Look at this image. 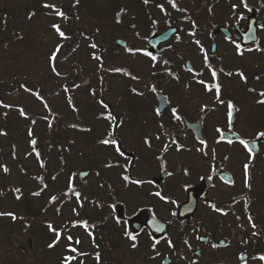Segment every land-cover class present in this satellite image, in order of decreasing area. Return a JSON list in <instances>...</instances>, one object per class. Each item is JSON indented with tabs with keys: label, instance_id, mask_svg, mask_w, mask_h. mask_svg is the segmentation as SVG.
Segmentation results:
<instances>
[{
	"label": "rangeland",
	"instance_id": "374dc122",
	"mask_svg": "<svg viewBox=\"0 0 264 264\" xmlns=\"http://www.w3.org/2000/svg\"><path fill=\"white\" fill-rule=\"evenodd\" d=\"M33 1L0 0V32L4 29L6 33V38L1 40V43H5L6 47L2 45L0 47V88L6 89V91L9 90L11 87L9 82L11 80H19L20 82L33 81L40 84L41 88H51L53 86L51 84H54L59 79V75H56L52 71V62L49 58L55 51L57 45H62L55 60L56 71L59 73H65L69 71L67 70L69 68L82 69L84 75L89 77L95 75L97 77L100 60L94 59L93 54L102 58L100 75L106 78V84L108 86L105 97L110 104L115 105L113 108L115 115H112L116 119L112 121L104 119L109 111L98 102L95 95L88 93V82L90 80L88 78L76 90L75 98L79 102L77 105L67 103L61 97H56L46 107L41 105L30 93L11 94L8 96L9 102L15 103L14 106L23 108L27 114L26 116H21L20 108L12 107L8 112L6 107L0 103V133H6L0 134V160L9 169V172L5 173L3 168L0 167V212H12L17 217V219L13 220L10 216H0V264H63V258L67 255L77 256V259L72 261V264H81V262L82 264H95V254L101 251V249H103L101 252L103 257H109V260H114L115 263L111 264H161V260L166 256L168 251V241L163 240L164 242L161 244V247L157 248L156 251H160L162 248L164 254L156 259L151 253L153 252V243L145 240L147 235L146 231L138 236L142 240V247H144L135 250L132 247L130 249L131 239L125 238L124 240L121 237L122 240H120L116 233H111V238L108 237L109 246L107 244L97 245L94 244L91 233H85L80 229L71 230L67 234H64L54 247L49 248L48 245L56 239L55 233H49L47 231L49 228L47 230L40 228L39 231L37 229L32 230L36 225H41V222L43 224L46 222L47 225L50 223L58 230L56 226L63 227L68 221L74 219L75 214L73 209L75 208L73 201L69 205L63 206L62 215L58 218L54 215L56 213L55 207L46 210V212L40 211L42 208L40 204L47 202L48 198L50 199V195H56L59 188L68 187L69 178L74 172L82 169H91V165L96 161L104 168H108L106 165L109 164L115 166L122 163L121 159L124 156L122 155L120 158L114 145L100 143L103 139L109 138L110 134L113 133V129L114 138L122 145H127L129 149H133L134 151L135 147H137L135 144H138L140 134L147 132V134L150 133L151 135L155 130L154 134L161 135L160 132H156L160 124L157 116H155L156 111L153 107L155 104L153 101L154 94L150 91H147L145 95L132 93V90L128 88L130 86L128 82L132 81L131 78L127 77L129 75L125 72L119 73L113 71L116 68L124 69L127 73L140 77V84L156 73L153 69L152 71L149 70L150 57L142 54L132 55L124 49L116 50L115 38L124 37L130 40L134 47L140 45L136 37L131 35L130 37H125V32L127 33L129 29L126 26H120L115 20H94L90 15L93 11L89 9L87 11L85 10V13L80 14L81 20L79 22L85 26L88 25L92 30L99 29L96 38L103 45L95 50L91 47L93 42L82 41L78 51L66 59L68 40L59 38L57 33L51 28L53 23L59 24L63 28L64 20L59 19L54 14L48 15L47 13L51 11L50 9L43 8L41 12L37 9H40L39 3L33 4ZM95 1V3L93 1L90 9L93 10L94 6L96 7L98 5L94 9L95 13H99L98 17L106 16L105 6H102L103 3L101 0ZM128 2L129 0L123 1L124 4ZM83 4V0H79V5L83 6ZM28 8H31V11L35 10V15H31L32 12L28 11ZM6 12H8L7 20L2 18ZM92 15L95 16L96 14ZM157 21L164 22L165 20ZM122 22L124 25L130 24L128 26L135 32H140L136 25L137 23L141 24L140 29H144L143 20H122ZM68 54H71L70 49L68 50ZM189 54L190 58L193 59V48ZM194 60L195 62L198 61L196 59ZM174 61V65L181 68V59L175 58ZM175 66L173 67L175 68ZM161 69V65L157 67L158 71ZM182 75H184V79H192L194 74H184L182 71ZM74 76L75 71L71 74L69 72L65 77L63 76V79H74ZM160 85L166 86L165 90L171 96L173 105L179 104V99L177 100L178 91H184V88L187 86L185 83L182 84L180 79H176V77L173 79V82L170 83V80L165 79L160 82ZM31 89H33L35 95L38 93L36 86H33ZM3 93L6 92L0 90V94ZM192 94L187 95L193 96ZM84 105H89L90 108H95L96 110H80ZM104 110L106 113L101 112ZM43 115H47V120ZM136 115L138 118L135 120ZM121 119L123 121L121 127L123 128H121V131L116 132V125L120 123H118V120ZM33 120L35 123H32ZM6 122L8 124L11 122V124L6 125ZM50 123L51 126H49ZM72 125H77L78 127H72ZM54 126L61 134V143H64V145H58L55 140L51 143L56 145L57 150H48L47 146L42 147V151H46L43 154L47 155V181L51 180L50 174L59 170L58 167L61 160L58 153L63 149L66 151L64 153L65 168L61 169L63 177L60 182L57 181L59 186L56 188L54 184L50 183L45 189L43 188L45 182L43 180H39L38 182L36 179L42 173V167L39 163L41 159L37 158L33 152L30 140L33 137L36 139L39 138L40 141L35 146L39 148L44 144L43 139L46 137L48 139L50 136L48 132H54ZM29 129L33 133L31 137L27 134ZM52 140H54V137H52ZM157 144L162 145L165 143L161 141ZM142 150L145 154H150V152L144 151L143 148L140 151L142 152ZM28 153H32V155H28ZM151 154L154 156L152 150ZM105 155L107 158L104 157ZM170 159H173L174 166L179 163L176 157ZM143 160L141 159L134 169V173H139V178H147L156 174L157 167L153 166V163H149V160ZM199 165L200 162L197 163L196 161L192 165L195 170L194 176H197L201 172L197 167ZM174 166L173 169H175ZM121 169V167H118L117 169L109 170L111 180L120 189L125 186L119 175ZM89 178L87 182L92 186H86L87 188L83 192L85 194L91 190L97 191L100 188L97 174L90 173ZM183 178L184 174L179 173L178 177L173 176L168 181L170 184L177 183L180 180L186 183L187 180ZM74 182L76 184L80 183L78 179H74ZM10 185L21 189L22 196L26 197L25 200L31 212H28L26 208L19 205L18 199L13 194L14 188L10 189ZM151 185L145 186L146 190H150L146 191L148 194L139 192L133 184L129 187L131 190L122 189L119 192V197L126 201L128 205V214L134 213V210L139 206H148L158 218H170L169 208L174 207L173 202L167 203L165 200L159 199V197L150 195L151 189L154 188ZM88 187L90 188L88 189ZM167 187H173V192L177 191V194L179 193L176 185H167ZM42 188L43 191L39 196L33 195L34 192H41L40 189ZM179 197L182 198L181 195ZM86 209L87 212L91 210L88 207ZM32 216L35 217L36 222L31 223L33 227L29 228V231L25 232L27 235H25L22 232L23 226H25V221L31 220ZM116 223L114 221V224L117 226L118 223ZM67 235L73 237V242H69L64 238ZM77 239L80 241L78 245L75 243ZM69 243L78 249L77 253H71L67 250L66 246ZM22 246L26 247V250H23ZM80 253H87V258L85 255H79ZM173 264H180V261ZM202 264H208V262L203 261Z\"/></svg>",
	"mask_w": 264,
	"mask_h": 264
},
{
	"label": "flooded vegetation",
	"instance_id": "af4514ba",
	"mask_svg": "<svg viewBox=\"0 0 264 264\" xmlns=\"http://www.w3.org/2000/svg\"><path fill=\"white\" fill-rule=\"evenodd\" d=\"M41 1L34 0L33 4ZM69 1L73 11L67 15L71 20H80L77 19L79 12L88 9L93 11L90 15L94 20H143L144 29H140L141 24H136L140 30L136 34L139 39L156 32L163 33L173 25L181 28L179 33L159 45L168 54L185 57L184 63L193 48L194 58L191 59V71H188L198 80L185 81L184 91H178L179 104L176 106L179 107L175 115L155 114L160 124L156 132L164 131L174 122L182 123L179 124L182 127L181 136L166 138L161 134L159 139L154 137L155 144L161 141L165 144L153 147L159 152L155 154L153 165L157 167L156 176L164 174L165 181L174 175L173 159L170 158L176 157L181 166L187 165L182 166L186 187H179L176 183L182 198L177 191L164 186L163 193L167 197L178 196L177 200L184 201L188 187L200 183L204 177L211 180V186L199 197L195 215L177 224L176 231L180 230L184 241L173 243L169 251L177 255L176 261L180 264H202L203 261L208 264H264V260L259 259L264 255V138L257 137L258 132H264V104L257 102L264 99L259 95L264 92V0H247L248 8L243 7L241 0H176L179 8L185 11L172 8L168 0H149L148 4L143 0H129L126 4L124 0H101L106 10V16L102 17L94 11L98 5L90 9L95 0H83L80 11L74 0ZM160 4L164 5L167 15L157 7ZM233 5L239 7L233 8ZM121 9L124 12L117 18ZM157 20L173 21L169 25ZM192 21H195V28ZM187 30L190 32L186 33ZM183 31L185 36L177 39ZM193 31L194 36L190 34ZM196 40L200 41L199 45ZM205 55L211 67L218 71L221 99L232 100L239 110L234 113L232 124L228 123L226 104L217 102L215 90L207 92L205 85L198 83L200 80L209 84L213 82L205 64ZM221 68L223 72H219ZM238 71L244 73L246 82L236 74ZM228 72L233 75L229 77L226 75ZM191 93L193 96L187 95ZM205 104L208 108L202 112L201 107ZM217 129L221 131L218 133ZM197 132L204 136L202 140L197 138ZM235 134L238 137H225ZM240 139L249 141L252 154L239 143ZM138 141L141 145L142 141ZM201 141H206V144ZM195 161L200 162L198 177L194 176L192 166ZM245 164H249L250 189L244 183ZM185 169L188 170L187 175ZM220 169L228 173L225 174L230 182L220 176ZM249 214L256 228L251 227ZM172 236L177 240L179 233Z\"/></svg>",
	"mask_w": 264,
	"mask_h": 264
},
{
	"label": "snow or ice",
	"instance_id": "6c2138e0",
	"mask_svg": "<svg viewBox=\"0 0 264 264\" xmlns=\"http://www.w3.org/2000/svg\"><path fill=\"white\" fill-rule=\"evenodd\" d=\"M143 2L145 4H148L149 3V0H143ZM168 2L170 3V5H171L172 8H174V9H176L178 11H185V9H180L178 7V5L176 4V0H168ZM74 3L75 4H78L79 3V0H74ZM241 4L243 5L244 8H248L247 0H241ZM42 7L45 8V9H50L51 10L49 13H47L48 15H53L54 14L56 17H60V18H63L65 20H67L69 18L68 15H67V13H65L62 10V8L60 6H58V5H56V4H50V3L45 2V3L42 4ZM157 7H159L161 9V11L165 12V15H167V11L164 8V5L163 4L157 5ZM232 7L233 8H237V7H239V5H233ZM249 11H251V9H249ZM123 12H124V9H121V11L117 13V18H119L120 15ZM31 15H35V13H32ZM77 19H78V17H77ZM185 19H187V17H185ZM241 19H243V17H241ZM192 24H193V27L195 28V26H196L195 25V21H192ZM51 28L56 33H58V35L61 38L67 39L66 33L61 30V27H60L59 24L53 23L51 25ZM190 34L194 36L195 35V32L193 31ZM177 39H179V37H177ZM195 42L198 45L200 44V41L199 40H196ZM61 47H62V45H57L55 51L52 53V55L49 58L50 61L52 62V71L55 72L56 75H60V73L56 71L55 60H56V56L59 53ZM91 47L93 49H95L97 47V45L95 43H93V44H91ZM201 50L203 51V49H201ZM257 50H260V49H257ZM128 51L129 52H133V51H137V52L143 51L144 54L147 55L148 57H150L153 61H156L157 60V56L153 55V53L150 52V51H146V50H142V49H135L134 50V49H131V48H129ZM242 54L243 53H241V55ZM93 58L96 59V60H101L102 59L101 57L95 56V54H93ZM164 63L167 64L168 61L165 60ZM205 64H206V67H208V69L210 71V74H211V77H212V81L213 82L209 84V83H206L204 80H200V81H198V83L205 85V89H206L207 92H210L211 93V92H213V90H215L216 100L221 105H225L226 104V107H227L226 116H227V119H228V123L229 124H232L233 119H234V113L235 112H238L239 110L236 108V106H235V104L233 103L232 100H230V99H228V100L221 99V87L222 86H221V83H220V81L218 79V71H217V69L211 67V65L208 63V57H207V55H205ZM101 67H102V64H101ZM113 71H116V72H125L127 75H131L130 73H127L126 70L120 69V68L113 69ZM189 71H191V69H189ZM223 71L224 70L222 68L219 70V72H223ZM236 74H238L241 77V79L246 82L247 78L244 76V73L242 71H238ZM173 75H175V74H173ZM226 75H228L230 77V76L233 75V73L232 72H228V73H226ZM132 79H137L138 80L139 77H132ZM176 79H179V77L176 76ZM256 79L258 80L259 77H256ZM77 87H79V85H77ZM26 90H28V89H26ZM149 90L151 92H153V93H155L157 91L155 85L150 86V89ZM132 91L133 92H136L137 90L136 89H132ZM249 91L254 92L255 89H249ZM92 94L95 95V90H92ZM137 94L138 95H143L142 92H138ZM36 95H37V97L39 99H41V100L43 99V97L40 96L39 93H36ZM259 95L262 96V97H264V92H260ZM161 102L162 103H166L167 102L166 98H162ZM257 102L258 103H261V104H264V99L259 100ZM0 103H2V102H0ZM99 103L105 109L108 108V105L104 104V101L103 100L99 101ZM45 106L47 107V104ZM4 107L10 108V107H12V105H4ZM207 108H208V105L205 104V105H203L201 107V111L203 112V111L207 110ZM19 111H20V115L21 116H26L27 115L25 113V111H24L23 108H20ZM155 111H156L157 115L160 114V109L159 108L155 109ZM177 111L178 110L176 108H173L172 109V113L174 115L177 113ZM5 115H7V113H5ZM176 118L179 119L180 117L179 116H176ZM45 119H47V117H45ZM106 119L112 121V120H115L116 117L113 116L111 112H109L107 114V116H106ZM32 123H35V121L33 120ZM120 123L121 124L123 123L122 119L120 120ZM49 126H51V123L49 124ZM72 127H78V126L77 125H72ZM220 131H221L220 129H217V132L218 133ZM0 134H6V133H0ZM28 135L30 137L33 135L31 129H29ZM257 137L264 138V132H258L257 133ZM157 139H159V136H157ZM221 139H223V136L222 135H221ZM100 143H102L104 145H114L116 147V151L118 153H120L121 155H123V153L120 151L119 142L117 141V139L114 138V129H113V133L110 134L109 138L103 139L102 141H100ZM145 143H147V144H149V146H151L150 145V142L147 139L145 140ZM201 143L202 144H206V141H201ZM229 143H232V141H229ZM239 143L242 144L247 149V151L249 152V154H252L253 153V149L251 147H249V141L248 140L240 139ZM30 144H31V146L33 148V152L35 153V155L37 156V158H39L40 157V152L35 147L36 144H37L36 139H31L30 140ZM165 148H167V145H165ZM28 155H32V153H28ZM39 163H40V166L42 168L45 166L43 160H40ZM106 166L107 167H112L113 165L109 164V165H106ZM0 167L3 168V171L5 173H8L9 172V169H8V167L6 165H2ZM185 174L186 175L188 174V170L187 169H185ZM75 175L76 174L73 173L72 176H70L67 190L63 193V195L67 196L69 193L73 194L77 198V200L80 201L79 206L82 207L83 206V201L80 200L81 192L76 190L75 185L73 183V180H74ZM169 175H171V173H169ZM244 176H245V181H244L245 187L248 188V189H250L252 185H251V174H250V171H249V164H245L244 165ZM36 179L43 180V177L42 176L36 177ZM53 179H55V176L53 177ZM123 179L126 182H132V183H135V184H138V185L144 183V181H142V180L130 181V177L127 176V175H124L123 176ZM232 183H234V182H232ZM43 188H47V185L45 184L43 186ZM43 188L41 189V191H43ZM13 191L15 193H18L19 194L21 192V189L20 188H14ZM33 195L39 196L40 195V192L39 191L38 192H34ZM155 195L157 197H161V199H164V200H167L168 199V197H166V196H161V193L160 192H156ZM16 198L19 199L20 196L17 195ZM57 199H58V196L53 195V196L50 197V202H55V201H57ZM212 207L214 209L216 208V206L214 204L212 205ZM216 210L217 211H221V209H216ZM73 212L76 213L77 216L79 215V213L76 212V209H73ZM172 215L175 216L176 213H172ZM0 216H10V217H12L13 220L17 219L16 215L14 213H12V212H0ZM248 220L251 223V227L252 228H256V224L254 222H252V217H251L250 214L248 215ZM73 223L74 224H80L85 229H88V227H89L87 221L77 220V221H74ZM117 223H121V220L119 218H117ZM47 226H48L49 230L52 231V232H54L55 235H56V239L52 243H50L48 245L49 248H52V247H54L60 241V239L62 237V234H63V230H57L50 223ZM92 227H94V225ZM153 227L156 228L158 231H163V225H160V224L154 222L153 223ZM125 235L128 236L132 241H136L137 240V236L136 235H133L131 232H129L127 230L125 231ZM253 235H256V233H253ZM64 238L67 241H69V242H72L73 241V237L71 235H67ZM75 243L78 245L80 243V241L77 239L75 241ZM159 243H160V240L159 239L155 240V242L153 243L152 247L155 248L156 245L159 244ZM168 244H169L170 247L173 246L172 245V241L170 239L168 240ZM66 247H67V250L69 252H71V253H77V251H78V249L76 247H73L71 243H69ZM132 247L135 248L136 247V244L133 243ZM213 247H217V246L216 245H213ZM79 255L84 256V255H87V253H80ZM157 255H158V253H157ZM95 258L99 262V260H100V254L99 253H96L95 254ZM76 259H77V256H75V255H67V256H65L63 258V264H72V261H74ZM241 259H243V254H241ZM259 259L260 260H264V255L259 256ZM81 264H82V262H81Z\"/></svg>",
	"mask_w": 264,
	"mask_h": 264
},
{
	"label": "water",
	"instance_id": "95a60500",
	"mask_svg": "<svg viewBox=\"0 0 264 264\" xmlns=\"http://www.w3.org/2000/svg\"><path fill=\"white\" fill-rule=\"evenodd\" d=\"M174 30L173 29H170L169 31H167L166 33L164 34H156L154 35L150 40H149V49L152 51V52H160L159 50H156L155 46H157L156 44L164 41V40H167V38L171 35V33H173ZM118 44L119 45H128L127 42L125 41H118ZM162 98H166L167 102L166 103H162L161 100ZM169 106V102H168V99L166 96L162 95V94H159L158 96V108L160 109V112L164 111L167 107ZM237 136V135H235ZM201 137V136H199ZM225 137H229V138H232L233 136H225ZM251 143V142H250ZM208 185V182L207 180H204L203 183L197 185V186H194L192 187L191 189L188 190V200L181 205V207L179 208V212H178V217L183 219L186 217H190L191 213H194V212H190V211H195V207H197L198 205V201H199V198L200 195L205 191V189L207 188ZM116 212H118V215L119 216H123L124 215V207L122 205H119L116 207ZM142 221L145 222V224L148 226V228L150 229L149 231H151L155 238L156 237H160L162 236L167 227H168V224L166 222H162V221H159V220H156V218L154 219V217L152 216V214L149 212V211H142L141 213L138 214V216H136L135 218L131 219L129 222L130 224V228L132 231L136 232V231H139L140 227H141V224H142ZM158 223L160 225H163V231H158L156 228L153 227V223ZM169 259H167L164 264H168V261Z\"/></svg>",
	"mask_w": 264,
	"mask_h": 264
},
{
	"label": "trees",
	"instance_id": "16d2710c",
	"mask_svg": "<svg viewBox=\"0 0 264 264\" xmlns=\"http://www.w3.org/2000/svg\"><path fill=\"white\" fill-rule=\"evenodd\" d=\"M68 28H70V26L69 25H67L66 26V28H64L65 30H68L69 31V29ZM12 83V85H11V91L12 92H16V91H18V90H20L21 88H22V86H21V84H19L18 82H11ZM106 82L105 81H103V85H104V87L103 88H101L100 90H96L95 91V96L97 97V99L99 100V101H101V100H103L104 101V104H106V105H108V111L109 112H111L112 114H114V107H115V105H113V104H111L110 105V103L108 102V100L106 99V97H105V93H106V91H107V87H106ZM102 85V86H103ZM96 89V88H95ZM0 90H3V91H5L6 93H3V94H0V98L1 99H3V100H7V96H8V93H7V91L6 90H4V89H1L0 88ZM88 111L89 110H96L95 108H86ZM121 115V114H120ZM118 122H120V120H118ZM76 190L77 191H79L77 188H76ZM19 202H24V200H22V199H20L19 200Z\"/></svg>",
	"mask_w": 264,
	"mask_h": 264
}]
</instances>
